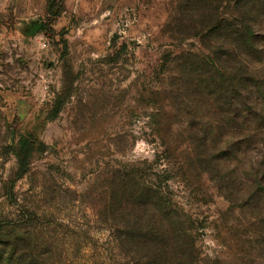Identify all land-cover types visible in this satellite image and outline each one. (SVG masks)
<instances>
[{"label": "rangeland", "instance_id": "obj_1", "mask_svg": "<svg viewBox=\"0 0 264 264\" xmlns=\"http://www.w3.org/2000/svg\"><path fill=\"white\" fill-rule=\"evenodd\" d=\"M206 1L0 0V264H264V0Z\"/></svg>", "mask_w": 264, "mask_h": 264}, {"label": "trees", "instance_id": "obj_2", "mask_svg": "<svg viewBox=\"0 0 264 264\" xmlns=\"http://www.w3.org/2000/svg\"><path fill=\"white\" fill-rule=\"evenodd\" d=\"M206 1V0H205ZM207 2V1H206ZM209 2V1H208ZM205 14V13H203ZM203 19L199 21V23H196V25L199 24L201 27H205L209 30H212L209 32L208 36H197L201 38V42H209L210 39H215L221 35H217L219 30H226V34L222 37L224 40H226L227 43V51H226V57L230 58L232 57L233 62H237V60L247 61L250 60V56L253 55V47L251 45L253 44V40H256V36H254V32L251 31L250 26H246V23H242L237 20H233L231 22L229 21H218L217 19L213 17H202ZM224 28V29H223ZM201 36V37H200ZM175 39V37H173ZM176 40V39H175ZM210 55L212 57H205V59H200L196 55H193L191 53L187 54H181L179 56L175 57V61L177 63V69L179 72V75L181 78H185L186 82L191 87H196V85L200 82L199 81V73L198 68H196V62L197 60L200 61V63H206L207 65L210 63L212 69H216L217 71H221L224 69V65L220 64V58L218 57V53L216 52V49L211 47ZM240 58V59H239ZM196 60V61H195ZM209 62V63H207ZM184 63V64H183ZM211 72V68L208 67L207 73ZM195 76V77H194ZM197 83V84H196ZM198 86V85H197ZM255 88V87H253ZM60 108V107H59ZM58 111L55 112L54 115H52L51 119L56 118ZM258 115L255 113L252 115L251 122L257 123L258 122ZM253 124V123H251ZM260 129L258 128L257 133ZM20 149L18 153L19 158V166L22 170L26 169L29 165V162L32 158V155L35 150L34 142L31 141L30 138H22L20 141ZM175 230L171 229L167 231V236H169V239H171V242H174L172 239L178 240L181 236V233L177 231V233H174ZM156 233V232H155ZM152 237L153 233H152ZM151 237V238H152ZM153 239V238H152ZM154 240H156L154 238ZM154 242V241H152Z\"/></svg>", "mask_w": 264, "mask_h": 264}]
</instances>
